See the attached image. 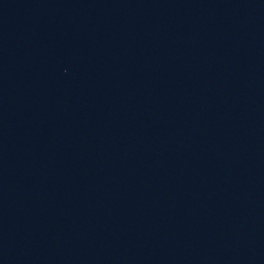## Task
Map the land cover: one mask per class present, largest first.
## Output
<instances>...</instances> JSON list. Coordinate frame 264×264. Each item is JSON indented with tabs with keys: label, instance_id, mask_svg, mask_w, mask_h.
Masks as SVG:
<instances>
[{
	"label": "water",
	"instance_id": "1",
	"mask_svg": "<svg viewBox=\"0 0 264 264\" xmlns=\"http://www.w3.org/2000/svg\"><path fill=\"white\" fill-rule=\"evenodd\" d=\"M0 264H264V0H0Z\"/></svg>",
	"mask_w": 264,
	"mask_h": 264
}]
</instances>
